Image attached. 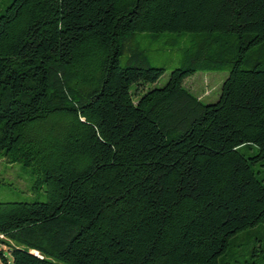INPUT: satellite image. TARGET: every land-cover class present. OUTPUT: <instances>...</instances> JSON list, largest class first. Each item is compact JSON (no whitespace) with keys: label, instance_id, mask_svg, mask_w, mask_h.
<instances>
[{"label":"trees","instance_id":"trees-1","mask_svg":"<svg viewBox=\"0 0 264 264\" xmlns=\"http://www.w3.org/2000/svg\"><path fill=\"white\" fill-rule=\"evenodd\" d=\"M205 69L228 70L208 103ZM0 159L46 193L0 201L3 264H219L264 235V0H11Z\"/></svg>","mask_w":264,"mask_h":264},{"label":"rangeland","instance_id":"rangeland-1","mask_svg":"<svg viewBox=\"0 0 264 264\" xmlns=\"http://www.w3.org/2000/svg\"><path fill=\"white\" fill-rule=\"evenodd\" d=\"M11 2V0H0V13ZM144 47L148 53L147 57L151 65H162L168 61L176 63V56H169L165 50H161L157 44L149 45L144 41ZM170 70L164 73L154 83H146L144 90L163 85ZM228 70L205 69L198 70L184 79V84L193 93L198 94L205 103L217 99L223 80L227 77ZM264 164V159L261 161ZM258 164V163H257ZM262 170L259 177L264 178V166H254ZM0 179L10 185L0 183V201H31L45 200L44 183L37 184V177L27 175L19 163H5L0 159ZM264 184V181H263ZM236 246L231 247L227 255L219 259V264H264V235L259 229L245 230L237 234ZM4 255L8 257L11 264V257L7 250ZM0 264L3 261L0 257Z\"/></svg>","mask_w":264,"mask_h":264}]
</instances>
